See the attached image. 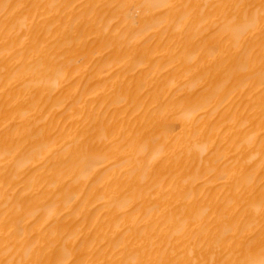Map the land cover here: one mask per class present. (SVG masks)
<instances>
[{
	"label": "bare ground",
	"instance_id": "bare-ground-1",
	"mask_svg": "<svg viewBox=\"0 0 264 264\" xmlns=\"http://www.w3.org/2000/svg\"><path fill=\"white\" fill-rule=\"evenodd\" d=\"M0 264H264V0H0Z\"/></svg>",
	"mask_w": 264,
	"mask_h": 264
}]
</instances>
